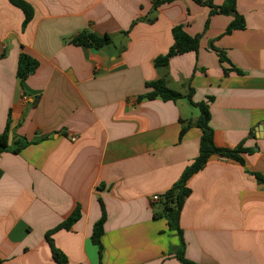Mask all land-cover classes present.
Here are the masks:
<instances>
[{
    "label": "crops",
    "instance_id": "obj_1",
    "mask_svg": "<svg viewBox=\"0 0 264 264\" xmlns=\"http://www.w3.org/2000/svg\"><path fill=\"white\" fill-rule=\"evenodd\" d=\"M23 1L33 11L24 27L21 10L0 0V264H59L53 250L65 264H182L179 238L153 217L151 197L197 157L201 132L186 99H138L162 78L208 105L216 147L249 151L243 165L212 156L188 180L185 258L264 264V184L253 176H264V0H235L243 29L228 34L233 16L192 0ZM174 26L202 34L198 51L159 68ZM86 31L111 44H71ZM21 54L38 63L23 82ZM181 122L191 124L182 136ZM21 140L29 144L14 153ZM76 209L78 220L54 231ZM101 209L99 256L91 234Z\"/></svg>",
    "mask_w": 264,
    "mask_h": 264
},
{
    "label": "trees",
    "instance_id": "obj_2",
    "mask_svg": "<svg viewBox=\"0 0 264 264\" xmlns=\"http://www.w3.org/2000/svg\"><path fill=\"white\" fill-rule=\"evenodd\" d=\"M8 1L11 5L18 8L23 13L24 20L22 22V27H24L32 17L33 11L31 6L23 0ZM171 1L173 0H153V7L156 8L161 3H169ZM192 1L197 5L208 7L210 10V15L220 14L224 16H233V21L225 30L226 34L230 33L232 30L243 29V19L236 13L235 10V0H225L220 6H214L211 0ZM171 35L173 39V45L169 48L165 55L157 57L154 61L155 65L159 68L167 67L170 58L174 56L183 55L188 52H197L199 48V41L202 37V34H197L194 36L188 35L184 31L182 26H174L171 30ZM71 44L77 47L99 50L111 44V37L109 35L98 37L93 33L86 31L75 36L71 40ZM218 56L221 57V59L224 58L221 53H219ZM37 67L38 63L35 60L31 59L25 54H21L18 62L17 78L20 80V82H23L27 76H29L36 70ZM146 89V93L139 97V100L160 99L162 101L174 102L179 99H186L191 106L198 109V117L195 123V126L201 132L198 155L193 160V162L184 169L175 185L170 190L161 195L158 207L156 208V211L153 215L154 218L165 219L168 229L170 231H174L178 236L179 247L174 252V257L182 264H195L185 258V243L183 240V232L179 226L180 211L185 199L190 194V190L187 187V182L195 173L199 172L205 166L210 157L218 156L221 158L233 160L240 165H243V159L240 157V154L247 153L249 151L242 148L241 145H238L233 149L218 148L214 145L213 131L209 126L210 114L208 105L204 102L194 103L192 101L193 91L191 89H189L186 95H181L180 93L169 89L163 78L159 79L156 82L147 84ZM181 124L183 125L181 127L180 136H182V134L191 125L190 123L184 124L182 122ZM28 144L29 142H27L26 140L16 142L13 152H19L21 148ZM5 150H7L6 130L3 132V134L0 135V153ZM253 176L258 183L264 184V176H261L257 173H253ZM79 217V210H74L72 214L54 231L59 229H69L78 220ZM104 220L105 213L104 210L101 209L100 219L93 226L91 234V242L98 247L99 256L101 255L100 236L102 234V226ZM47 240H49L48 236ZM52 253L53 257L59 264H65L64 257L58 251L53 250Z\"/></svg>",
    "mask_w": 264,
    "mask_h": 264
},
{
    "label": "built area",
    "instance_id": "obj_3",
    "mask_svg": "<svg viewBox=\"0 0 264 264\" xmlns=\"http://www.w3.org/2000/svg\"><path fill=\"white\" fill-rule=\"evenodd\" d=\"M159 200H160V197H159L158 195H153V196L151 197V201H152V202H159Z\"/></svg>",
    "mask_w": 264,
    "mask_h": 264
},
{
    "label": "rangeland",
    "instance_id": "obj_4",
    "mask_svg": "<svg viewBox=\"0 0 264 264\" xmlns=\"http://www.w3.org/2000/svg\"><path fill=\"white\" fill-rule=\"evenodd\" d=\"M191 110H193L195 112V114L197 115L198 114V110L197 108H190Z\"/></svg>",
    "mask_w": 264,
    "mask_h": 264
}]
</instances>
